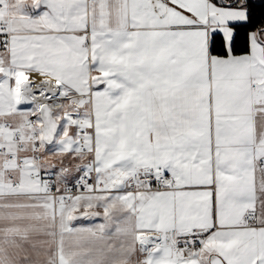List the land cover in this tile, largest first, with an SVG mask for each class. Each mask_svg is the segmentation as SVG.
Returning <instances> with one entry per match:
<instances>
[{
    "label": "snow or ice",
    "instance_id": "1",
    "mask_svg": "<svg viewBox=\"0 0 264 264\" xmlns=\"http://www.w3.org/2000/svg\"><path fill=\"white\" fill-rule=\"evenodd\" d=\"M0 264H264V0H0Z\"/></svg>",
    "mask_w": 264,
    "mask_h": 264
}]
</instances>
